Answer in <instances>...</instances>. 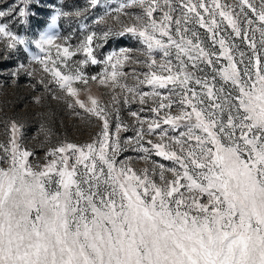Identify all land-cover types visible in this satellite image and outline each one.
<instances>
[{"label": "snow or ice", "instance_id": "1", "mask_svg": "<svg viewBox=\"0 0 264 264\" xmlns=\"http://www.w3.org/2000/svg\"><path fill=\"white\" fill-rule=\"evenodd\" d=\"M33 2L0 10V41L29 53L34 44L44 55L31 59L47 76L39 83L65 93L53 98L98 131L48 147L38 162L23 126L8 122L0 264H264V0H122L114 10L103 0L96 23L115 26L85 24L75 45L57 22L102 0L55 8L48 31L29 41L11 25L29 24ZM129 35L141 47L98 52ZM90 83L109 89L110 103ZM133 104L130 126L121 110ZM129 151L146 166L121 159Z\"/></svg>", "mask_w": 264, "mask_h": 264}, {"label": "rangeland", "instance_id": "2", "mask_svg": "<svg viewBox=\"0 0 264 264\" xmlns=\"http://www.w3.org/2000/svg\"><path fill=\"white\" fill-rule=\"evenodd\" d=\"M119 2H122V0H109V10H114ZM13 5L23 6L21 0H0V10H7ZM61 6L63 10L73 13L76 10L85 8L86 0H39V3L33 2L30 5V11L34 12L35 15L29 17V24L23 25L17 21L11 25V29L16 34L25 36L29 41L38 39L41 33L48 31L54 9ZM105 10L102 0L101 6L95 9L89 8L84 16L70 15L62 17L57 22L56 30L60 33L61 38L71 36L70 42L75 45L85 34L81 31L82 26L85 24L88 25L89 30L97 32L103 31L108 26H115L112 20H109L107 24L96 23ZM11 19V17L6 18V20ZM2 22L6 21H0V23ZM122 47L136 49L141 45L129 35L109 40L104 47L98 49V52L102 56ZM29 48L30 53L24 52L23 46H18V51H7L4 42L0 41V142L7 141L6 125L9 121L15 120L23 126L22 143L36 153L35 158H33L35 161L43 162L45 151L50 146L62 141L78 144L89 141L98 131V121L93 118L90 122L75 115L73 110L67 108L64 99L53 98V95L63 98L65 93L56 89L55 85H49L52 91H48L44 85L39 83L42 77L47 80V76L40 71V66L32 61L31 54L39 56L44 54L40 53L34 44L30 43ZM80 58H82V55L74 57V59ZM20 65H23L25 70H20L16 76H13V70H16ZM32 69H35V72L29 75L28 73ZM85 70L89 75H93L100 72L102 67L100 65L89 66ZM130 70V68H125L126 72ZM129 83H132V81L129 80ZM75 86L81 89L85 87L81 84ZM89 87L91 93L98 97L102 103H110L111 91L109 89L96 83H90ZM144 90L148 89L145 88ZM86 95V91H81L80 98L84 100ZM139 107V105L133 104L131 109L123 107L121 110L122 119L130 126H134L135 121L128 113L130 110H136ZM147 107L145 106V108ZM76 111L82 112L78 108ZM142 115L147 116L148 112L145 111ZM42 126L45 130L51 131L50 136L42 131ZM121 135L122 137H128L133 133L129 131ZM137 155V153L129 151L124 153L121 159L124 156H132L134 166L137 169L145 167V162L142 159H137Z\"/></svg>", "mask_w": 264, "mask_h": 264}]
</instances>
